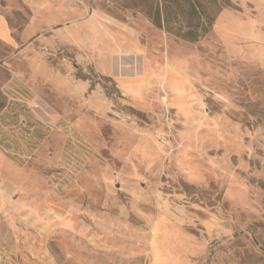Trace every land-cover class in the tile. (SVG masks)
I'll list each match as a JSON object with an SVG mask.
<instances>
[{
	"label": "rangeland",
	"instance_id": "1",
	"mask_svg": "<svg viewBox=\"0 0 264 264\" xmlns=\"http://www.w3.org/2000/svg\"><path fill=\"white\" fill-rule=\"evenodd\" d=\"M0 264H264V0H0Z\"/></svg>",
	"mask_w": 264,
	"mask_h": 264
},
{
	"label": "trees",
	"instance_id": "2",
	"mask_svg": "<svg viewBox=\"0 0 264 264\" xmlns=\"http://www.w3.org/2000/svg\"><path fill=\"white\" fill-rule=\"evenodd\" d=\"M230 6L231 0H131L156 28L190 43L207 35L220 10Z\"/></svg>",
	"mask_w": 264,
	"mask_h": 264
}]
</instances>
